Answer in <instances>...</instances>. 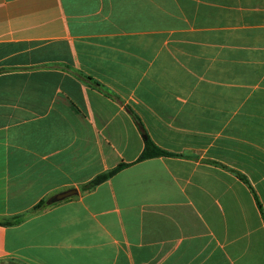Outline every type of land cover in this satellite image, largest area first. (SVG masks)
Returning a JSON list of instances; mask_svg holds the SVG:
<instances>
[{"label":"crops","instance_id":"1","mask_svg":"<svg viewBox=\"0 0 264 264\" xmlns=\"http://www.w3.org/2000/svg\"><path fill=\"white\" fill-rule=\"evenodd\" d=\"M0 264H264V0H0Z\"/></svg>","mask_w":264,"mask_h":264},{"label":"trees","instance_id":"2","mask_svg":"<svg viewBox=\"0 0 264 264\" xmlns=\"http://www.w3.org/2000/svg\"><path fill=\"white\" fill-rule=\"evenodd\" d=\"M144 139H145V149L144 152L142 153L141 157H140V161L146 160V159H151V158H155V157H161V156H169L171 155L170 153L160 149L159 147H157L150 139L147 135H144ZM126 166V164H120L117 168H115L114 170L99 175L96 179H94L88 186H86L87 188H94L97 185L103 183L104 181H106L107 179H109L110 177H112L114 174H116L117 172H119L121 169H123ZM45 207V203H40L38 204L33 211H38L41 210Z\"/></svg>","mask_w":264,"mask_h":264},{"label":"water","instance_id":"3","mask_svg":"<svg viewBox=\"0 0 264 264\" xmlns=\"http://www.w3.org/2000/svg\"><path fill=\"white\" fill-rule=\"evenodd\" d=\"M75 194H77L76 190H70V191L64 192L62 194H59L56 197H54L50 202H48V205H52L56 202L63 201V200H65V199H67V198H69Z\"/></svg>","mask_w":264,"mask_h":264}]
</instances>
